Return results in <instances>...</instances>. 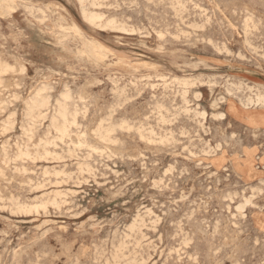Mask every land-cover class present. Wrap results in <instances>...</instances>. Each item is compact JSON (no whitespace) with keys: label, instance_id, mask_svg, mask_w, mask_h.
Instances as JSON below:
<instances>
[{"label":"rangeland","instance_id":"374dc122","mask_svg":"<svg viewBox=\"0 0 264 264\" xmlns=\"http://www.w3.org/2000/svg\"><path fill=\"white\" fill-rule=\"evenodd\" d=\"M94 1L0 0V264H264V0Z\"/></svg>","mask_w":264,"mask_h":264},{"label":"bare ground","instance_id":"6f19581e","mask_svg":"<svg viewBox=\"0 0 264 264\" xmlns=\"http://www.w3.org/2000/svg\"><path fill=\"white\" fill-rule=\"evenodd\" d=\"M84 1H85V0H81V1L78 0V2H84ZM86 1H88V0H86ZM90 1H91V0H90ZM95 1H96V0H95ZM95 1H94V2H95ZM180 1H181V0H180ZM94 2H91V3L94 4ZM177 2H178V1H177ZM91 3H90V5H91ZM95 3H96V2H95ZM84 4H85V3H84ZM87 4H89V3H87ZM96 4H97V3H96ZM130 4H131V3H130ZM179 4H180V3H179ZM79 5H81V3H79ZM98 6H99V4H98ZM130 6H131V5H130ZM28 8H29V7H28ZM30 8H31V7H30ZM81 8H82V7H81ZM84 8H85V7H84ZM88 8H90V7H88ZM88 8H86V9H88ZM107 8H108V7H107ZM171 10H172V9H171ZM177 10H178V9H177ZM40 11H41V10H40ZM83 12H84V11H83ZM37 13H38V12H37ZM85 13H86V12H85ZM87 13H88V12H87ZM95 13H96V12H95ZM95 13H94V14H90V13H89L90 15L88 14V15H89L88 18H89V20L91 21L92 25H93V22L97 19V15H98V14L95 15ZM82 14H83V13H82ZM177 14H178V13H177ZM76 15H78V14H76ZM101 15H102V14H101ZM84 16H85V15H83V17H84ZM102 16H103V15H102ZM99 17H100V16H99ZM103 17H104V16H103ZM103 17H102V18H103ZM85 18H86V17H85ZM100 18H101V17H100ZM86 19H87V18H86ZM113 19H114V18H112L111 20L114 21ZM250 19H251V18H250ZM111 20H110V23L112 22ZM100 21H101V20H100ZM87 22H88V20H87ZM97 22H99V20H98ZM81 23H82V22H81ZM94 23H96V22H94ZM108 23H109V21H108ZM244 23H245V22H244ZM89 24H90V23H89ZM99 24H101V23H98V25H97V24H96V25L99 26ZM111 24H112V23H111ZM122 24H123V23H122ZM106 25H107V24H106ZM114 25H115V22H114ZM116 25H117V24H116ZM97 26H96V27H97ZM122 26H123V25H122ZM125 26H126V25H125ZM148 26H149V25H148ZM246 26H247V25H246ZM93 27H94V26H93ZM189 27H190V26H189ZM101 28H102V27H101ZM106 28H108V26H107ZM111 28H112V27H111ZM112 29H115V26H113ZM120 29H121V27H120ZM143 29H144V28H143ZM191 29H192V28H191ZM100 30H101V29H100ZM122 30H123V29H122ZM126 30H127V29H126ZM114 31H115V30H114ZM124 31H125V30H124ZM126 32H127V31H126ZM138 33H139V32H138ZM140 33H141V32H140ZM178 33H179V32H178ZM126 34H127V33H126ZM181 34H182V33H181ZM160 37H161V36H160ZM112 52H113V51H112ZM0 62H1V61H0ZM5 63H6V62H5ZM5 63H2V64L5 65ZM147 65H148V64H147ZM171 65H172V64H171ZM6 66H7V65H6ZM9 67H10V66H9ZM12 67H13V66H12ZM0 68H1V67H0ZM3 68H4V66H3ZM20 69H21V68H20ZM22 69H23V68H22ZM0 70H1V69H0ZM4 70L6 71V70H8V69H4ZM13 70H14V68H13ZM211 70H213V69H211ZM20 71H21V70H20ZM20 71H19V73H20ZM2 72H3V71H0V73H2ZM12 72H13V71H12ZM4 75H5V74H4ZM0 76H1V75H0ZM11 78H12V77H11ZM53 78H54V77H53ZM0 80H1V79H0ZM34 80H35V79H34ZM187 80H188V79H187ZM184 81H185V80H184ZM0 82H2V80H1ZM14 83H15V82H14ZM179 83H180V82H179ZM56 84H57V83H56ZM188 84H189V83H188ZM1 85H2V84H1ZM16 85H17V84H16ZM192 85H193V83H192ZM194 85H195V84H194ZM199 85H200V82H199ZM45 86H46V85H45ZM43 87H44V86H43ZM43 87H40V88H43ZM14 88H15V87H14ZM18 88H19V87H18ZM190 88H191V87H190ZM208 88H209V87H208ZM2 89H3V88H2ZM48 89H49V88H48ZM66 89H67V88H66ZM43 90H44V88H43ZM67 90H68V89H67ZM40 91L43 92L42 89H40ZM45 91H46V90H45ZM45 91H44V92H45ZM64 91H65V90H64ZM13 93H14V92H13ZM45 93H46V92H45ZM2 94H3V93H2ZM37 94H38V93H37ZM41 94H42V93H40V95H38L39 97H37V99H35V98L32 96V97L35 99V100H34L35 102L33 101L34 103L30 100V101L33 103V105L36 106L35 108H33L34 111L37 110V109H36L37 107L40 108L39 106H41V105L45 106V105H47V104L49 103V101H50V98H49L50 96L48 95V96H49V97H48V98H49V101H48V99H47V100H46L47 103H45V99H44L45 97H43ZM19 95H20V94H19ZM34 95H36V94H34ZM183 95H184V94H183ZM207 95H208V94H207ZM44 96H46V95L44 94ZM63 96H64V95H63ZM65 96H66V95H65ZM68 96H69V97H68ZM193 96H194V95H193ZM35 97H36V96H35ZM59 97H60V96H59ZM67 97H68L69 99H71V98H70V94L67 95ZM67 97H66V99H67ZM248 97H249V96H248ZM28 98H29V97H28ZM46 98H47V96H46ZM64 98H65V97H64ZM221 98H222V97H221ZM260 98H261V97H260ZM260 98H259V99H260ZM18 99H19V98H18ZM30 99H31V98H30ZM66 99H65V100H66ZM118 99H119V98H118ZM218 99H219V98H218ZM28 100H29V99H28ZM32 100H33V99H32ZM67 100H68V99H67ZM80 100H81V99H80ZM195 100H196V99H195ZM222 100H223V99H222ZM245 100H246V99H245ZM30 101H29V103H30ZM85 101H86V100H85ZM257 101H258V99H257ZM262 101H263V100H262ZM4 102H5V101H4ZM59 102H60V101H59ZM221 102H222V101H221ZM27 103H28V102H27ZM32 103H31V105H32ZM60 103H61V102H60ZM60 103H59V104H60ZM68 103H69V100H68ZM73 103H74V102H73ZM239 103H240V100H239ZM255 103H256V100H255ZM2 104H4V103H2ZM54 104H55V100H54ZM71 104H72V103H71ZM214 104H215V103H214ZM212 105H213V104H212ZM259 105H260V104H259ZM43 106H42V107H43ZM51 106H52V105H51ZM241 106H242V104H241ZM245 106H246V105H245ZM245 106H244V107H245ZM250 106H251V105H250ZM253 106H254V105H253ZM26 107H27V106H26ZM32 107H33V106H32ZM32 107H31V109H32ZM52 107H54V106H52ZM57 107H58V103H57ZM64 107H65V106H64ZM66 107H67V106H66ZM244 107H243V108H244ZM246 107H247V106H246ZM43 108H44V107H43ZM55 108H56V107H55ZM73 108H74V107H73ZM28 109H29V108H28ZM35 109H36V110H35ZM41 109H42V108H41ZM58 109H59V108H58ZM58 109H57V110H58ZM29 110H30V109H29ZM29 110H28V111H29ZM47 110H48V109H47ZM57 110H56V111H57ZM63 110H64V109H63ZM63 110H62V112H63ZM74 111H75V110H74ZM29 112H32V111L30 110ZM46 112H48V111H46ZM53 112H54V108H53ZM39 113H40V111H39ZM39 113L37 112L38 115H39ZM57 113H59V111H58ZM10 114H11V113H10ZM41 114H42V113H41ZM44 114H45V111H44ZM46 114L48 115V113H46ZM46 114H45V116H46ZM55 114H56V113H55ZM73 114H75V113L73 112ZM221 114H222V113H221ZM29 115H30V114H29ZM31 115H32V114H31ZM69 115L72 116V114H69ZM39 116H40V115H39ZM43 116H44V115H43ZM45 116H44V117H45ZM62 116H63V118H65L64 116H67V114L64 113ZM74 116H75V115H74ZM220 116H221V115H220ZM222 116H224V115H222ZM29 117H30V116H29ZM33 117H34V115H33ZM35 117H36V115H35ZM44 117H43V118H44ZM52 117H53V119H54V116H53V115H52L50 118L52 119ZM69 117H70V116H69ZM110 117H111V116H110ZM160 117H161V116H160ZM160 117H159V118H160ZM202 117H203V116H202ZM9 118H10V117H9ZM72 118H73V117H72ZM75 118H76V116H75ZM200 118H201V117H200ZM31 119H32V118H31ZM34 119H35V118H34ZM36 119H37V117H36ZM40 119H42V118L40 117ZM65 119H66V118H65ZM160 119H161V118H160ZM32 120H33V119H32ZM63 120H64V119H63ZM0 121H2V120H0ZM35 121H37V120H35ZM41 121H42V120H41ZM50 121L52 122V120H50ZM67 121H68V119L65 120L66 123H67ZM71 121H73V120H71ZM30 122H31V121H30ZM53 122H54V120H53ZM100 122H101V121H100ZM109 122H110V121H109ZM3 123H4V122H3ZM6 123H7V122H6ZM8 123H9V121H8ZM12 123H13V122H12ZM32 123H33V122H32ZM73 123H74V122H73ZM27 124H28V123H27ZM53 124L55 125V123H53ZM74 124H75V123H74ZM77 124H79V123H77ZM100 124H101V123H100ZM100 124H99V126H100ZM106 124H107V123H106ZM109 124H110V123H109ZM6 125H7V124H6ZM8 125H9V124H8ZM12 125H13V124H12ZM42 125H43V124H42ZM46 125H47V124H46ZM50 125H52V124H50ZM54 125H53V126H54ZM121 125H122V124H121ZM123 125H124V124H123ZM4 126H5V125H4ZM4 126H3V127H4ZM32 126H33V125H32ZM39 126H40V125H39ZM43 126H44V125H43ZM69 126H70V124H69ZM101 126H102V125H101ZM119 126H120V125H119ZM125 126H126V124H125ZM127 126H128V125H127ZM8 127H9V126H8ZM28 127H30V126H28ZM56 127H58V126H56ZM150 127H151V126H150ZM66 128H67V127L64 128V131H65ZM68 128H69V127H68ZM68 128H67V129H68ZM98 128H99V127H98ZM53 129H54V128H53ZM69 129H70V128H69ZM79 129H80V128H79ZM105 129H106V128H105ZM105 129H104V130H105ZM112 129H113V128H112ZM29 130H30V129H29ZM54 130H56V129H54ZM94 130H95V129H94ZM123 130H124V129H123ZM7 131H8V130H7ZM25 131H27V130H25ZM34 131H35V130H34ZM59 131H60V130H59ZM64 131H63V132H64ZM68 131H69V130H67V133H66V134H68ZM70 131H71V130H70ZM99 131H100V129H99ZM151 131H152V130H151ZM56 132H57V131H56ZM147 132H148V131H147ZM50 133H51V132H50ZM57 133H58V132H57ZM91 133H92V132H91ZM97 133H98V132H97ZM99 133H100V132H99ZM104 133H106V132H104ZM107 133H108V132H107ZM139 133H140V132H139ZM2 134H3V133H2ZM59 134H60V133H59ZM61 134L63 135L64 133H61ZM153 134H154V133H153ZM81 135H82V134H81ZM96 135H97V134H96ZM25 136H26V134H25ZM25 136H24V138H25ZM45 136H46V135H45ZM45 136H44V137H45ZM52 136H53V135H52ZM57 136H58V135H57ZM65 136H66V135H65ZM68 136H69V135H68ZM70 136H71V135H70ZM106 136H107V135H106ZM61 137H62V136H61ZM79 137L81 138L80 135H79ZM6 138H7V137H6ZM9 138H10V137H9ZM26 138H27V137H26ZM29 138H30V136H29ZM103 138H105V137H103ZM103 138H102V139H103ZM107 138H109V137H107ZM149 138H150V137H149ZM153 138H154V137H153ZM46 139H47V138H46ZM62 139H63V138H62ZM62 139H61V140H62ZM66 139H68L67 136H66ZM141 139H143V138L141 137ZM42 140H43V139H42ZM99 140H100V139H99ZM39 141H40V140H39ZM47 141H48V140H47ZM47 141H46V142H47ZM63 141H64V140H63ZM65 141H67V140H65ZM83 141H84V140H83ZM11 142H13V141H11ZM26 142H27V141H26ZM29 142H30V141H29ZM53 142H54V141H53ZM58 142H59V141H58ZM160 142H161V141H160ZM160 142H159V143H160ZM167 142H168V141H167ZM172 142H173V141H172ZM39 143H40V142H39ZM44 143H45V142H44ZM51 143H52V142H51ZM79 143H80V142H79ZM83 143H84V142H83ZM27 144H28V143H27ZM41 144H43V142H42ZM45 144H46V143H45ZM47 144H49V142H48ZM80 144H81V143H80ZM85 144H86V143H85ZM85 144H84V145H85ZM207 144H208V143H207ZM217 144H218V143H217ZM17 145H18V144H17ZM32 145H33V144H32ZM36 145H37V144H36ZM53 145L55 146V144H53ZM68 145H69V144H68ZM70 145H71V144H70ZM161 145L163 146V144H161ZM27 146H29V145H27ZM37 146H38V145H37ZM46 146H47V145H46ZM73 146H74V145H72V147H73ZM219 146H220V145H219ZM2 147H3V146H2ZM2 147H1V149H3ZM4 147H5V146H4ZM33 147H34V146H33ZM48 147H49V146H48ZM48 147H47V148H48ZM59 147H60V146H59ZM74 147H75V146H74ZM86 147H87V146H86ZM9 148H10V147H9ZM26 148H28V147H26ZM26 148H25V149H26ZM44 148H45V147H44ZM20 149H21V148H20ZM29 149H30V148H29ZM32 149H33V148H32ZM37 149H38V147H37ZM67 149H68V148H67ZM90 149H91V148H90ZM182 149H184V148H182ZM217 149H218V148H217ZM4 150H5V149H4ZM10 150H11V149H10ZM26 150H27V149H26ZM35 150H36V149H35ZM35 150H34V151H35ZM41 150H43V149L41 148ZM44 150H45V149H44ZM78 150H79V147H78ZM102 150H103V149H102ZM21 151H22V150H21ZM21 151H20V152H21ZM45 151H46V150H45ZM48 151H49V150H48ZM69 151L71 152V150H69ZM93 151H94V150H93ZM18 152H19V151H18ZM18 152H17V153H18ZM22 152H23V151H22ZM24 152H25V151H24ZM24 152H23V155H22V156H24ZM28 152H29V151H28ZM38 152H39V150H38ZM40 152H42V151H40ZM62 152H63V151H62ZM3 153H4V152H3ZM17 153H16V154H17ZM29 153H30V152H29ZM54 153H55V152H54ZM64 153H65V152H64ZM64 153H63V154H64ZM85 153H86V152H85ZM103 153H104V152H103ZM26 154H27V153H26ZM26 154H25V156H26ZM31 154H32V153H31ZM36 154H37V150H36ZM40 154H41V153H40ZM67 154H68V153H67ZM71 154H72V153H71ZM95 154H96V153H95ZM33 155H35V153H33ZM41 155H43V154H41ZM48 155H49V154H48ZM189 155H190V154H189ZM16 156H17V155H16ZM16 156H15V157H16ZM19 156H20V155H19ZM25 156H24V157H25ZM27 156L30 157V154L27 155ZM36 156H37V155H36ZM38 156H39V154H38ZM106 156H107V155H106ZM140 156H141V155H140ZM24 157H23V158H24ZM43 157H44V156H43ZM51 157H52V156H51ZM57 157H58V156H57ZM193 157H194V156H193ZM6 158H7V157H6ZM20 158H22V157H20ZM31 158H32V157H31ZM36 158H37V157H36ZM55 158H56V157H55ZM10 159H11V158H10ZM12 159H13V158H12ZM18 159H19V158H18ZM24 159H25V158H24ZM27 159H28V158H27ZM56 159H58V158H56ZM56 159H55V160H56ZM62 159H64V158H62ZM65 159H66V158H65ZM40 160H41V159H40ZM60 160H61V158H60ZM69 160H70V159H69ZM6 161H7V160H6ZM30 161H31V160H30ZM41 161H42V160H41ZM2 162H3V161H2ZM13 162H14V161H13ZM33 162H34V161H33ZM48 162H49V161H48ZM198 162H199V161H198ZM23 163H24V162H23ZM3 164H4V163H3ZM197 164H198V163H197ZM83 165H84V164H83ZM5 166H6V165H5ZM7 166H8V165H7ZM65 166H66V165H65ZM79 166H80V165H79ZM50 167H51V166H50ZM63 168H64V167H63ZM8 169H9V168H8ZM89 169H90V168H89ZM0 170H1V169H0ZM14 170H15V169H14ZM25 170H26V169H25ZM82 170H83V169H82ZM86 170H87V169H86ZM91 170H92V169H91ZM94 170H95V169H94ZM53 171H54V170H53ZM170 171H171V170H170ZM31 172H32V171H31ZM45 172H46V170H45ZM91 172H92V171H91ZM27 173H28V171H27ZM47 173H50V172H47ZM47 173H46V174H47ZM86 173H87V172H86ZM88 173H89V171H88ZM1 174H2V173H1ZM3 174H4V173H3ZM51 174H52V173H51ZM51 174H49V176H50ZM53 174H54V173H53ZM92 174H94V172H92ZM169 174H170V173H169ZM66 175H67V173H66ZM86 175H88V174H86ZM55 176H56V175H55ZM55 176H54V177H55ZM59 176H60V175H59ZM63 176H64V175H63ZM69 176H70V175H68V177H69ZM76 176H77V175H76ZM164 176H165V175H164ZM36 177H37V176H36ZM43 177H44V176H43ZM90 177H91V176H90ZM3 178H4V177H3ZM62 178H63V177H62ZM65 178H66V177H65ZM71 180H72V179H71ZM87 180H88V179H87ZM94 180H95V179H94ZM161 180H162V179H161ZM29 181H30V180H29ZM29 181H27V182H29ZM47 181H48V180H47ZM49 181H50V180H49ZM61 182H62V181H61ZM83 182H84V181H83ZM85 182H86V181H85ZM32 183H33V182H32ZM49 183H50V182H49ZM56 183H57V182H56ZM20 184H21V183H20ZM25 184H26V183H25ZM29 184H30V183H29ZM58 184H59V183H58ZM86 184H87V183H86ZM93 184H94V183H93ZM153 184H154V183H153ZM42 185H43V184H42ZM48 185H49V184H48ZM54 185H55V184H54ZM61 185H62V184H61ZM166 185H167V184H166ZM72 186H73V185H72ZM43 187H44V186H43ZM76 187H77V186H76ZM48 188H49V187H48ZM33 189H34V188H33ZM31 190H32V189H31ZM31 190H30V191H31ZM59 190H60V189H59ZM70 190H71V189H70ZM70 190H69V191H70ZM258 190H259V189H258ZM28 191H29V190H28ZM31 192H32V191H31ZM53 192H54V191H53ZM251 192H252V191H251ZM46 193H47V192H46ZM57 193H58V192H57ZM73 193H74V192H73ZM51 194H52V192H51ZM63 194H64V193H63ZM47 195H49V194L47 193ZM64 195H65V194H64ZM54 196H56V195H54ZM65 196H66V195H65ZM233 196H234V195H233ZM34 197H35V196H34ZM60 197H61V196H60ZM66 197H67V196H66ZM13 198H14V197H13ZM55 198H56V197H55ZM57 198H58V197H57ZM253 198H254V197H253ZM2 199H3V198H2ZM31 199H32V198H31ZM34 199H35V198H34ZM48 199H49V198H48ZM48 199L46 200V202H48ZM185 199H186V198H185ZM243 199H244V198H243ZM3 200H4V199H3ZM6 200H7V199H6ZM57 200H58V199H57ZM9 201H10V200H9ZM39 201H40V200H39ZM62 201H63V200H62ZM243 201H244V200H243ZM5 202H7V201H5ZM34 202H35V201H34ZM244 202H245V201H244ZM40 203H43V202H40ZM53 203H54V202H53ZM60 203H61V202H60ZM64 203H65V202H64ZM64 203H63V204H64ZM16 204H18V203H16ZM24 204H25V203H24ZM26 204H27V203H26ZM43 204H44V203H43ZM51 204H52V203H51ZM18 205H19V204H18ZM54 205H56V204H54ZM60 205H61V204H60ZM251 205H252V204H251ZM3 206L5 207V205H3ZM6 206H7V205H6ZM15 206H16V205H15ZM24 206L26 207V205H24ZM29 206H31V205H29ZM45 206H46V205H45ZM49 206H50V205H49ZM10 207H11V206H10ZM12 207H13V206H12ZM21 207H22V206H21ZM37 207H38V206H37ZM47 207H48V206H47ZM53 207H54V206H53ZM240 207H241V206H240ZM18 208H19V207H18ZM23 208H24V207H23ZM29 208H30V207H29ZM55 208H56V207H55ZM234 208H235V207H234ZM241 208H242V207H241ZM7 209H8V207H7ZM19 209H20V208H19ZM19 209H18V210H19ZM37 210H38V209H37ZM19 212H20V211H19ZM31 212H32V211H31ZM33 213H34V212H33ZM37 213H38V212H37ZM37 213H36V214H37ZM43 213H44V212H43ZM13 214H14V213H13ZM15 214H16V213H15ZM31 215H32V214H31ZM47 224H48V223H47ZM144 225H145V224H144ZM206 226H207V225H206ZM63 227H64V226H63ZM95 234H96V233H95ZM39 235H40V234H39ZM45 235H46V234H45ZM128 236H129V235H128ZM125 238H127V237H125ZM142 238H143V237H142ZM144 239H145V238H144ZM159 239H160V238H159ZM225 239H226V238H225ZM18 241H19V240H18ZM124 242H125V241H124ZM137 242H138V241H137ZM149 242H150V241H149ZM160 243H161V242H160ZM92 244H93V243H92ZM92 244H91V245H92ZM123 244H124V243H123ZM178 244H179V243H178ZM181 244H182V243H181ZM185 244H186V243H185ZM185 244H184V245H185ZM93 245H94V244H93ZM130 245H131V244H130ZM94 246H95V245H94ZM95 247H96V246H95ZM97 249H98V248H97ZM157 249H158V248H157ZM175 249H176V248H175ZM131 250H132V249H131ZM109 252H110V251H109ZM133 252H134V251H133ZM102 253H103V252H102ZM122 253H123V252H122ZM135 253H136V252H135ZM172 253H173V252H172ZM176 253H177V252H176ZM34 254H35V253H34ZM40 254H41V253H40ZM130 254H131V253H130ZM138 254H139V253H138ZM127 255H128V254H127ZM131 255H132V254H131ZM149 255H150V254H149ZM177 255H178V254H177ZM103 256H104V255H103ZM112 256H113V255H112ZM136 256H137V255H136ZM110 257H111V256H110ZM127 257H129V255H128ZM139 257H140V256H139ZM195 257H196V256H195ZM104 258H105V257H104ZM113 258H114V257H113ZM170 258H171V257H170ZM178 258H179V257H178ZM121 259H122V258H121ZM123 259H124V258H123ZM123 259H122V260H123ZM137 259H138V258H137ZM157 260H158V259H157ZM120 261H121V260H120ZM126 261H127V260H126ZM177 261H178V260H177ZM93 262H94V261H93ZM98 262H99V261H98ZM144 262H145V261H144ZM139 263H140V262H139ZM139 263H138V264H139ZM262 263H263V262H262ZM15 264H17V263H15ZM77 264H78V263H77ZM105 264H106V262H105ZM119 264H120V262H119ZM141 264H142V263H141ZM145 264H146V263H145ZM161 264H162V263H161Z\"/></svg>","mask_w":264,"mask_h":264}]
</instances>
